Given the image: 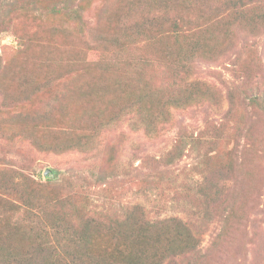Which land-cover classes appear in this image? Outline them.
Wrapping results in <instances>:
<instances>
[{
  "label": "rangeland",
  "instance_id": "1",
  "mask_svg": "<svg viewBox=\"0 0 264 264\" xmlns=\"http://www.w3.org/2000/svg\"><path fill=\"white\" fill-rule=\"evenodd\" d=\"M15 1L0 0V172L10 175V182L18 187L22 176L42 183L48 181L49 187L61 194L60 200L66 208L70 202L82 207L84 218L107 221L121 216L133 204H141L150 219L177 216L183 214V204L189 196L184 192V183L195 176L197 160L202 156L213 164L221 163L234 144L236 127L243 132L246 129L255 139V147L264 149V115L248 105L252 95L264 96V27L250 33L235 24L231 44L221 54L222 36L206 40V49L202 48L207 55H195L191 61V77L214 87L219 93V103L172 110V123L162 124L159 134L144 133L140 127L143 123L130 111H123L108 125L106 121L101 123L100 118L92 115L98 102L83 101L75 96L67 98L62 119L55 125H45V119L42 120V130L35 133L33 123L38 124L35 112L55 102L44 89H33L35 82L46 78L50 72L57 75L58 70H76L84 62L92 64L105 56L95 44L89 43V47L75 33L68 39L60 37L58 29L71 35L74 30L64 15L41 11L33 0H23L24 8L18 10ZM67 1L70 5L76 1L85 5L87 25L101 27L106 26L104 17L111 14L116 4L115 0ZM150 2L123 0L124 8L132 6L124 17H132L135 13L141 16ZM175 3L181 9L185 6L182 0ZM250 8L264 9V0ZM101 17L103 21L99 22ZM19 27L29 31L30 43H22L14 33ZM159 46L127 44L122 57L135 64L141 73L143 71L152 87L176 91L180 82H172L160 60L162 57H157V52H161ZM63 80L68 82L72 78L65 75ZM90 116L95 119L94 125ZM207 123L223 124L215 141L200 151L182 147L180 155L170 161L179 130L186 128L189 133L196 134ZM16 124L21 127V135L16 133ZM71 132L81 136V132L86 133L85 150L43 149L32 142L35 134L43 140H51L56 136L59 139L67 137L68 133L73 136ZM258 175L259 172L253 173L248 178L252 186L248 195L238 196L235 205L240 208V219H234L227 232L219 231V222L202 229L197 264H264V178L259 176L255 180ZM41 194V190L33 192L35 198ZM33 196L30 199L35 202ZM190 196L189 199L194 200ZM4 197L8 201L4 206L11 211L10 223H14L11 231L18 234L25 221L33 217L26 215V211H36V205L25 210L15 209L19 201ZM39 200L45 202L44 198ZM47 206L52 207L50 203ZM18 220L22 222L15 224ZM218 232L221 237L217 236ZM5 238L0 235L1 246L9 245L4 242ZM27 242L31 241L25 236L22 245ZM9 243L20 244L15 238ZM188 261L189 258H180L177 264H188Z\"/></svg>",
  "mask_w": 264,
  "mask_h": 264
},
{
  "label": "trees",
  "instance_id": "2",
  "mask_svg": "<svg viewBox=\"0 0 264 264\" xmlns=\"http://www.w3.org/2000/svg\"><path fill=\"white\" fill-rule=\"evenodd\" d=\"M115 1L112 15L106 14V26L101 27L87 25L83 12L86 6L79 1L70 5L67 0H33L41 11L64 15L74 28L72 35L58 29L60 37L68 39L75 33L84 43L95 44L105 56L92 64L84 62L76 70H58L57 75L50 72L46 78L35 82L33 89H44L55 100L48 108L35 112L38 120V124L33 123L35 133L42 130V120L45 119V125H55L62 119L67 98L75 96L83 101L98 102L92 115L100 118L101 123L106 121L108 125L123 111H130L143 123L140 127L144 133L159 134L162 124L172 123V110L192 105H218L219 93L214 87L191 77V61L195 55H207L206 40L222 36L221 54L231 44L235 24L250 33L264 27V9L250 8L259 0H182L183 9L177 7V0H151L141 16L135 13L128 18L124 16L130 13L132 6L124 8L123 0ZM14 5L18 10L23 9L25 2L16 0ZM102 21L103 17L99 22ZM23 28L19 27L14 33L22 43H30V33ZM134 43L149 47L160 45L162 54L158 51L157 57H162L160 60L172 82H180L176 91L152 87L143 71L141 73L135 64L122 57L127 44ZM65 75L72 80L64 81ZM248 105L264 115L262 94L252 95ZM93 116L90 122L94 125ZM221 126L222 123H207L196 134L180 129L170 161L180 155L182 147L188 146L191 151L209 147L218 137ZM15 129L17 135H21L18 124ZM236 129L234 144L221 163L213 164L202 156L197 160L195 176L184 183V192L189 195L183 204L185 213L182 211L183 214L177 216L150 219L141 204H133L121 216L107 221L84 218L82 207L70 202L66 208L60 200L61 194L52 190L48 181L42 183L22 176L18 187L10 182V175L0 172V235L6 236L4 242L9 244L0 245V264H177L184 257L190 259L188 264H197L200 235L206 225L219 222V231L227 232L232 221L240 219V208L235 205L238 196H246L252 189L248 178L258 172L260 175L255 176V180L259 176L264 178V149L255 147V139L246 129L244 132L239 127ZM71 133L74 135L68 133L67 137L56 136L51 140H43L35 134L32 142L43 149L85 150L86 133L81 132L82 136ZM37 190L42 194L35 198L33 192ZM31 195L35 202L30 199ZM190 195L194 200L189 199ZM4 196L19 201L15 209L25 210L36 205V211H26V215L33 217L25 221L16 235L10 228L14 223H10L11 211L4 206L8 203ZM42 198L45 202L39 200ZM21 222L18 220L15 224ZM25 236L31 242L22 245ZM217 236L221 237V233ZM14 238L19 245L9 243Z\"/></svg>",
  "mask_w": 264,
  "mask_h": 264
}]
</instances>
